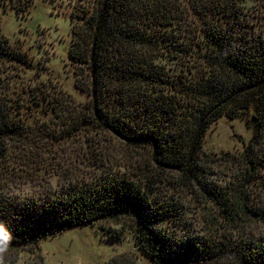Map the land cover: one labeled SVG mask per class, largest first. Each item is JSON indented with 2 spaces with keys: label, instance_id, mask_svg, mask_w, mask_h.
I'll list each match as a JSON object with an SVG mask.
<instances>
[{
  "label": "trees",
  "instance_id": "1",
  "mask_svg": "<svg viewBox=\"0 0 264 264\" xmlns=\"http://www.w3.org/2000/svg\"><path fill=\"white\" fill-rule=\"evenodd\" d=\"M183 1L171 7L166 0H95L91 12H84V32L69 48L91 79V110L81 118L150 152V173L155 165L177 173L183 187L206 194L234 228L251 217L264 222V209L248 190L264 169L255 150L264 139V35L230 28L238 0ZM6 47L0 37V58ZM170 61L181 74H173ZM224 115L250 117L252 137L241 174L221 185L207 180L201 156L208 127ZM22 132L0 106V154L2 140ZM93 181L72 184L44 201L6 200L0 193V221L13 232L11 246L126 216L136 226V249L153 264H264V233L244 236L239 244L175 238L162 225L167 217L180 218L178 205L157 204L151 180L145 188L125 174Z\"/></svg>",
  "mask_w": 264,
  "mask_h": 264
},
{
  "label": "rangeland",
  "instance_id": "2",
  "mask_svg": "<svg viewBox=\"0 0 264 264\" xmlns=\"http://www.w3.org/2000/svg\"><path fill=\"white\" fill-rule=\"evenodd\" d=\"M166 1L171 7L181 2ZM94 3L0 0V37L7 46L0 58V106L6 119L23 130L1 142L0 193L6 200L44 201L63 188L90 184L102 175H132L143 188L149 185L145 180H151L150 197L157 204L178 205L180 218L167 217L162 225L175 238L224 243L228 239L239 244L244 236L263 234V221L251 217L248 225L234 228L206 194L183 187L177 173L156 165L150 173V152L132 148L81 118L91 110V79L86 68L69 56V48L83 34L81 18ZM238 4L230 28L244 36L264 35V0H238ZM168 64L174 75L181 74L174 61ZM249 119L224 115L208 127L201 156L207 180L225 185L241 174V157L252 137ZM255 150L264 161V139ZM259 177L248 190L250 200L264 209V169ZM135 230L126 216L67 228L37 242L11 246L5 264H153L136 249Z\"/></svg>",
  "mask_w": 264,
  "mask_h": 264
},
{
  "label": "clouds",
  "instance_id": "3",
  "mask_svg": "<svg viewBox=\"0 0 264 264\" xmlns=\"http://www.w3.org/2000/svg\"><path fill=\"white\" fill-rule=\"evenodd\" d=\"M13 240V232L4 221H0V264H5Z\"/></svg>",
  "mask_w": 264,
  "mask_h": 264
}]
</instances>
